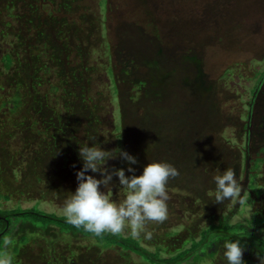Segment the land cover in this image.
Returning <instances> with one entry per match:
<instances>
[{"label": "rangeland", "instance_id": "1", "mask_svg": "<svg viewBox=\"0 0 264 264\" xmlns=\"http://www.w3.org/2000/svg\"><path fill=\"white\" fill-rule=\"evenodd\" d=\"M55 2L57 9L71 5L55 17H67L66 23L43 24L38 35L16 17L29 16L25 0H0V206L63 215L83 166L79 144L94 141L114 154L127 150L144 165L168 161L179 169L168 182L181 191L169 192L167 218L147 225L150 237L136 236L165 256L224 217L235 228L264 218V83L256 88L264 69V0ZM37 67L42 79L36 87L31 76ZM254 89L261 95L251 111ZM66 106L77 111L69 116ZM154 145L160 154L148 152L154 158L148 160ZM106 166L127 169L128 163L117 156ZM227 168L241 195L220 205L209 193L213 177ZM118 188L114 176V200L122 199ZM253 230L264 237L260 221ZM122 233L131 235L128 228ZM28 234L8 241L3 264H150L118 245L57 228L55 235ZM226 242L207 248L213 261L203 252L182 264H225ZM256 245L244 246L246 264H259L257 252L264 255Z\"/></svg>", "mask_w": 264, "mask_h": 264}, {"label": "clouds", "instance_id": "2", "mask_svg": "<svg viewBox=\"0 0 264 264\" xmlns=\"http://www.w3.org/2000/svg\"><path fill=\"white\" fill-rule=\"evenodd\" d=\"M78 154L83 161L82 168L76 173L78 184L74 192H69L62 209L67 223L96 235L104 232L119 234L128 228L133 237L142 232L146 238L150 237L147 225L163 222L168 216L169 192L181 191L168 187L169 180L179 176V169L171 162L153 160L137 175L133 167L138 163L135 155L120 148L114 154L94 141L91 145L89 142L79 144ZM117 156L128 163L127 169L112 167L109 170L107 161ZM88 170L100 173L99 178L89 174ZM126 171L130 174L126 175ZM114 176L118 177V191L122 195L119 200L112 199ZM213 181L215 190L209 193L212 202L220 205L226 201L237 202L241 190L231 168L215 175ZM182 194L187 195V192ZM257 256L259 264H264V255L257 252ZM223 260L225 264H246L244 246L234 241L226 242Z\"/></svg>", "mask_w": 264, "mask_h": 264}, {"label": "trees", "instance_id": "3", "mask_svg": "<svg viewBox=\"0 0 264 264\" xmlns=\"http://www.w3.org/2000/svg\"><path fill=\"white\" fill-rule=\"evenodd\" d=\"M29 5V16L26 15L25 12H19L16 13V17L23 23V25H27L30 28L28 30H35L38 35L41 31L42 25H49L51 21L54 20V24H56L58 27H62L66 21L67 17L61 18L60 20H64L63 22H60V20H56L55 17L59 14V16H65V12H69V9L71 8V5L64 6L60 8H55L54 5H57L55 2L56 0H25ZM66 4V1H62L61 6L63 4ZM48 5H52V8L54 10L48 11L46 8L43 10V12L40 10V8L47 7ZM245 10L248 7L244 8ZM245 10H239L237 11L240 15ZM41 11L42 14H39L36 16V12ZM245 13V12H244ZM45 15V16H44ZM36 20H42L40 23H35ZM43 21L45 23H43ZM236 23L238 20H236ZM63 24V25H62ZM33 26V27H32ZM61 34L64 35L63 30L61 31ZM8 61H10V54L7 55ZM39 68L37 67L35 69V75H32L31 78L34 81L36 87L38 84H40L42 77L38 73ZM264 83V69L261 71V76L259 78V82L256 85V88H261V84ZM255 90V89H254ZM261 90V89H260ZM257 92V90L254 91L256 93V98H252V104L254 103V100L258 101L259 99L257 96L261 95V92ZM19 96L15 98V101H18ZM262 98V97H261ZM36 100V99H35ZM7 100H5L6 102ZM19 105V102H17ZM64 110L70 114L75 113L77 111L74 107L70 108L69 106L64 107ZM70 113V114H69ZM68 143L71 148L75 147L76 140L67 138ZM154 151H147L146 155H148V152L150 154L159 156V149L156 153V146H153ZM136 150L138 148L136 147ZM137 157V156H136ZM148 160H153L151 156H146ZM156 159V157H155ZM138 163L135 164L134 168L136 169L137 175H139L143 171L144 162H141V158L137 157ZM261 159H256L254 161V164L252 165V168L256 167ZM252 176V174H251ZM251 181H254V179H251ZM250 200V198H247ZM18 207L13 208H7L4 209L0 206V264H3L2 257L5 251H7V243L8 241L12 240L15 235L19 234L20 239H25L30 233H36V232H42L45 234L55 235V228L58 229L60 233H70L74 236H87L94 238L98 240L100 243H103L104 245H118L124 249H127L129 251H132L136 254H139L142 256L143 259H146V261H149L150 264H182L186 260L190 259L191 257L197 258L198 256L202 255L203 252L206 254H209V257L213 256V252L209 253L207 248H216L220 243L227 241L229 242L231 239L239 238L241 245L247 247V245L257 244L256 246L264 247L261 242L264 241V237L258 234V232H255L253 230V227H256V223L260 221L264 225V218H256L254 220H250L248 222H242L238 224L237 228L235 223H232L229 221V217H224L221 221V225H213L214 227H211L210 230L204 231L203 235H201V238L197 239L195 237H192V242L188 247H184L180 249L177 253L171 254L168 256L163 255L161 248H156L154 250L150 249L149 247L145 246L140 239L133 237L132 235H125L122 232L119 234H112L110 232H104L100 235H96L94 233L86 231L83 227L77 228L72 224L67 223L66 218L64 215H59L55 212H47L45 210H40L37 207H30V208H22L21 206L17 205ZM254 225V226H253ZM17 250V248H15Z\"/></svg>", "mask_w": 264, "mask_h": 264}, {"label": "flooded vegetation", "instance_id": "4", "mask_svg": "<svg viewBox=\"0 0 264 264\" xmlns=\"http://www.w3.org/2000/svg\"><path fill=\"white\" fill-rule=\"evenodd\" d=\"M262 86H263V83L261 84V88H262ZM249 107H250V109H251V111H252V107H253V104H252V102L249 104ZM252 117V116H251ZM156 148H157V151H158V149L161 151V147L159 148V147H157L156 146ZM211 260L210 261H213L212 259H213V256L212 257H209Z\"/></svg>", "mask_w": 264, "mask_h": 264}]
</instances>
